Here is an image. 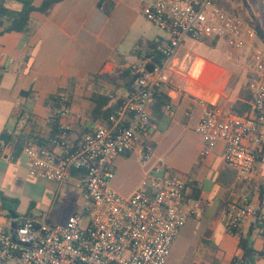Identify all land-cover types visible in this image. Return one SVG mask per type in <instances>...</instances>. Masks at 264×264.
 <instances>
[{"label":"crops","instance_id":"0c3cea01","mask_svg":"<svg viewBox=\"0 0 264 264\" xmlns=\"http://www.w3.org/2000/svg\"><path fill=\"white\" fill-rule=\"evenodd\" d=\"M45 1L34 0V5L39 8ZM151 1L61 0L48 14L32 13L26 33H0V199L5 217L45 213L53 224L63 226L70 215L83 206V190L75 193L71 187L81 183L79 172L73 171L71 185L69 181L57 184L32 177L24 147L31 140H46L51 135L54 125L48 119L55 96L71 98L74 127L83 134L103 120L92 114L95 98H109L103 111L108 108L116 111L122 99L136 86V80L130 83L134 65L146 57L155 64L164 62L168 35L143 14L144 5ZM6 6L21 10V5L15 1L8 0ZM216 41L215 51H219L223 40L200 43L208 46ZM196 43L199 42L186 40L177 56L178 65L195 56L190 77L170 81L159 91L150 108L155 133L147 140L149 143L159 146L180 132L170 144V154L158 157L153 153L146 167L141 164L140 151L119 156L111 181L115 191L128 197L148 174L159 176L171 170L189 179L187 203L198 215L180 230L168 264L176 251L180 253L185 244L203 230L215 225L211 240L219 228L228 233L224 219L227 203L240 200L253 189L249 188V183L240 182L236 171L225 164L223 142H218L214 151L205 155L202 140L196 133L202 115L200 101L230 108L238 99L247 103L251 100L244 84L246 76L241 74L234 92L226 94L232 74L209 55L196 57ZM255 43L259 45L258 41ZM196 58L202 59L197 67ZM167 105L172 106L173 113L166 111ZM3 135L9 137L8 142L2 141ZM257 166L259 196L254 198L255 217L243 226L238 237L223 234L220 244L214 245L215 250L205 247L201 262L232 264L236 257L244 256L240 240L248 238L256 253L252 264H264V236L257 229L264 221V153ZM60 196L75 207L68 209Z\"/></svg>","mask_w":264,"mask_h":264},{"label":"built area","instance_id":"2783aa9c","mask_svg":"<svg viewBox=\"0 0 264 264\" xmlns=\"http://www.w3.org/2000/svg\"><path fill=\"white\" fill-rule=\"evenodd\" d=\"M225 1L146 3L145 18L168 35L164 62L155 64L146 57L135 64L136 86L114 114L83 134L74 127L71 98L54 97L48 121L56 127L55 134L44 145L31 140L24 147L31 164L30 175L65 184L77 171L85 202L63 226L53 224L45 213L5 217L0 204V264H168L180 230L198 215L195 208L188 207L189 179L171 170L159 176L148 174L128 197L115 191L111 181L117 157L140 151L144 167L153 159L147 141L155 133L150 108L159 91L170 83V73L178 65L177 56L186 40H225L238 51L253 50L248 68L254 74L255 86L246 113L200 101L202 115L196 128L205 155L223 142L225 164L236 171L240 182L253 188L225 208L227 231L233 237L239 236L257 211V163L264 153V51L255 43L256 30L229 14L223 7ZM166 111L173 113L172 106L167 105ZM257 229L264 236V221ZM232 264H243V256L236 257Z\"/></svg>","mask_w":264,"mask_h":264},{"label":"rangeland","instance_id":"374dc122","mask_svg":"<svg viewBox=\"0 0 264 264\" xmlns=\"http://www.w3.org/2000/svg\"><path fill=\"white\" fill-rule=\"evenodd\" d=\"M223 7L226 11H228L229 14L236 15L243 19L247 26L251 27L254 30H257L260 28L264 32V0H226L223 3ZM257 41L259 43V47L264 51V42L261 38L257 37ZM196 47L194 48V54L196 57L209 55V58L211 60H214L215 62L219 64L225 65L227 69H229L230 73L232 74L231 81L229 83V86L227 87L226 94H230L234 92V88L237 85V81L241 74H244L247 78V87H246V93L249 96H252L253 89L255 86L254 81V74L249 68H246V64H248L249 61H251L252 56V47L249 49H246L244 51H238L230 46V44L227 41H221L219 44V51H215L217 41L210 44L205 45L203 43H196ZM255 46L254 47H258ZM195 56L193 58H188L187 61H181L176 67V72L170 73V81L177 80V79H183L186 76L190 77V70L192 66L195 63ZM198 61L196 62V67L198 64L202 61V59L196 58ZM250 63V62H249ZM195 67V68H196ZM247 73H244V72ZM194 74L197 73L196 71L193 72ZM185 75V76H184ZM245 82V81H244ZM180 132H176V136H178ZM174 136H172L169 139H166L163 141L159 146H153L152 143L149 145L152 147L153 153H156L157 156H165L170 154V144L174 141ZM140 164V163H139ZM71 183H74L73 181H69L68 184L71 185ZM72 189L75 193H79V190H81L80 187H78L77 183L71 185ZM60 200L66 201V206L68 209L74 208L75 204L72 203L70 200L60 196ZM1 204V199H0ZM87 224V221L84 220V225ZM9 228V225L6 226ZM215 225L211 226L207 230H203V232H200L196 238L192 239L190 242L186 243L185 246L181 249V252L178 253L176 251L174 255V259L172 260L171 264H192L195 261H200V257H203L204 248H210L211 250H215L216 248L214 245H219L220 240L223 238V234L226 233L225 229L219 228L217 231H215V238L214 240H211L212 234L214 233ZM228 232V231H227ZM230 235V234H229ZM226 247V244H225ZM230 251V250H229ZM205 259V258H204ZM205 261V260H203ZM206 262V261H205Z\"/></svg>","mask_w":264,"mask_h":264},{"label":"trees","instance_id":"16d2710c","mask_svg":"<svg viewBox=\"0 0 264 264\" xmlns=\"http://www.w3.org/2000/svg\"><path fill=\"white\" fill-rule=\"evenodd\" d=\"M8 0H0V33H10V32H18V33H26L29 28V23L31 20L32 13L38 11L43 14H48L51 7L60 2L61 0H46L41 7L37 8L34 5V0H11L19 3L21 5V10L15 11L6 6V2ZM257 35L264 42V32L258 28L256 30ZM136 80L135 76H132V81ZM247 85V78L244 82ZM129 85V84H128ZM109 98L105 96H98L94 99L95 108L93 109L94 118L99 119H108L115 112V108H108L106 111H103V107L108 105ZM119 104V103H118ZM234 112L239 114H245L248 110L247 101H243L242 99L236 100L230 107ZM56 132V127H53L52 133L50 135L53 136ZM9 137L7 135H3L2 141L8 142ZM41 145L47 142L45 139H38ZM240 233V232H239ZM240 248L244 252L243 256V264H252L255 260L256 253L253 249V244L250 242L248 238H241L240 240Z\"/></svg>","mask_w":264,"mask_h":264},{"label":"water","instance_id":"95a60500","mask_svg":"<svg viewBox=\"0 0 264 264\" xmlns=\"http://www.w3.org/2000/svg\"><path fill=\"white\" fill-rule=\"evenodd\" d=\"M16 226H15V224L13 225V228H15Z\"/></svg>","mask_w":264,"mask_h":264}]
</instances>
